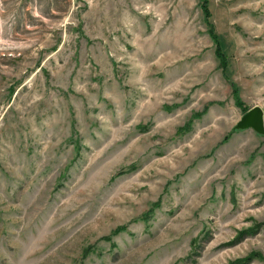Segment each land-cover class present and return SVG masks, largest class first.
Instances as JSON below:
<instances>
[{
    "label": "rangeland",
    "instance_id": "obj_1",
    "mask_svg": "<svg viewBox=\"0 0 264 264\" xmlns=\"http://www.w3.org/2000/svg\"><path fill=\"white\" fill-rule=\"evenodd\" d=\"M0 264H264V0H0Z\"/></svg>",
    "mask_w": 264,
    "mask_h": 264
},
{
    "label": "water",
    "instance_id": "obj_2",
    "mask_svg": "<svg viewBox=\"0 0 264 264\" xmlns=\"http://www.w3.org/2000/svg\"><path fill=\"white\" fill-rule=\"evenodd\" d=\"M262 113L258 107H253L245 112L240 120V124L247 127L260 128L262 125Z\"/></svg>",
    "mask_w": 264,
    "mask_h": 264
},
{
    "label": "trees",
    "instance_id": "obj_3",
    "mask_svg": "<svg viewBox=\"0 0 264 264\" xmlns=\"http://www.w3.org/2000/svg\"><path fill=\"white\" fill-rule=\"evenodd\" d=\"M210 32H211V36L213 37V39L216 43V53H217L218 57L221 59L222 64L224 66H226L228 60H227V54L223 49V43H222V41H220L219 35L215 32V30L213 28L210 29ZM235 93L237 94V89H235ZM198 115H201V113H199Z\"/></svg>",
    "mask_w": 264,
    "mask_h": 264
}]
</instances>
